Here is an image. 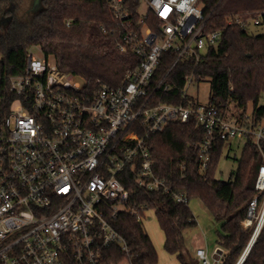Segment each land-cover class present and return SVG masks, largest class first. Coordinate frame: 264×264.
I'll list each match as a JSON object with an SVG mask.
<instances>
[{
  "label": "built area",
  "instance_id": "built-area-1",
  "mask_svg": "<svg viewBox=\"0 0 264 264\" xmlns=\"http://www.w3.org/2000/svg\"><path fill=\"white\" fill-rule=\"evenodd\" d=\"M128 2L108 0L123 24L130 14ZM147 2V12L139 11L141 27L125 31L120 44L122 51L131 49L141 60L119 85L101 84L89 91L80 76L62 70L53 57V62L47 55L37 57L32 47L24 71L9 76L0 72V264H102L112 243L128 251L113 218L121 211L143 210L138 215L143 221L150 210L147 204L129 203L130 191L119 178L128 165L140 186L189 204L185 193L154 171L149 140L170 122L185 123L195 116L206 128L205 139L195 144L200 175L206 173L217 133L227 142L253 137L264 159V121L253 127L250 113L243 124L225 119L216 106L189 94L190 86L199 83L193 74L183 75L181 103L152 102L159 88H173L165 83L173 67L184 58L198 62L219 42L222 31L208 27L201 0ZM150 14L159 21L156 31L146 22ZM261 19L260 11L226 18L247 30ZM169 51L175 60L157 80L156 70ZM178 166L184 170V161ZM255 188L257 195L242 221L245 229H252L248 245L264 227V162ZM196 254L201 264H223L228 250L218 244L212 260L204 248ZM120 264L132 263L125 259Z\"/></svg>",
  "mask_w": 264,
  "mask_h": 264
},
{
  "label": "trees",
  "instance_id": "trees-1",
  "mask_svg": "<svg viewBox=\"0 0 264 264\" xmlns=\"http://www.w3.org/2000/svg\"><path fill=\"white\" fill-rule=\"evenodd\" d=\"M201 1L208 15V27L221 30V38L198 62L181 59L165 79L173 88H159L152 102L181 103L183 75L193 74L199 82H211L209 104L216 106L225 119L246 123L252 103L250 118L255 127L264 121V33H255L256 27L264 26V0ZM25 2L0 0V17L9 21L0 31L3 76L24 71L28 49L33 46L52 56L62 70L80 76L89 91L97 90L101 84L123 83L127 72L138 66V54L131 49L122 51L120 44L125 31L141 27L139 0L127 3V24L114 17L108 0H42L41 8L35 12H29L30 8L19 10ZM248 11L261 12L260 25L247 30L227 23L228 15ZM146 22L157 30L159 21L153 14ZM174 60L175 54L166 52L155 79H161ZM206 134V128L195 116L185 123L170 122L163 131L153 134L149 142L154 171L189 200L203 201L215 220L221 222L218 243L228 250L223 264H237L252 235V229H245L242 221L250 200L257 195L255 184L264 159L253 137H248L236 173L228 181L218 178V164L227 141L217 133L206 173L200 175V151L195 144L203 141ZM262 144L264 147V141ZM181 161L185 163L184 170L178 166ZM119 178L130 191V204H147V209L155 210L165 232V250L176 254L182 264H199L197 256L184 250V230L197 225L189 204L175 201L164 191L140 186L129 165ZM141 214L143 210L136 214L121 211L113 218L112 224L127 241L128 251L119 243H112L103 252L102 264H120L125 259L132 264H158V251L143 221L138 219ZM243 264H264V227Z\"/></svg>",
  "mask_w": 264,
  "mask_h": 264
},
{
  "label": "rangeland",
  "instance_id": "rangeland-1",
  "mask_svg": "<svg viewBox=\"0 0 264 264\" xmlns=\"http://www.w3.org/2000/svg\"><path fill=\"white\" fill-rule=\"evenodd\" d=\"M32 1L33 0H26V2L21 5L19 10H28L31 8L33 5ZM147 8V0H140L139 11L145 14L147 12ZM7 19V17H0V31L8 26L9 21ZM256 32L264 33V26L256 27L255 33ZM31 51H33L37 57H45L44 52L38 46H33ZM50 61L53 62L52 56H50ZM189 94L197 97V99L202 103H208L212 95L211 82L206 80L192 84L189 88ZM252 108V103H249V113H251ZM245 141V137L240 136L234 137L227 142L223 156L221 157L218 164V178L228 181L231 179L233 174L236 173L239 167V159L241 158ZM189 206L197 219V225L184 230V250L190 256L196 257V249L200 246L201 248L206 249L210 259L212 260L214 249L218 245L221 222L215 220L201 199L192 198L189 201ZM148 213L149 217L145 219L144 226L158 251V264H182L176 254H171L165 250V232L160 226L158 217L156 216L154 210L150 209ZM199 264H201V262H199Z\"/></svg>",
  "mask_w": 264,
  "mask_h": 264
},
{
  "label": "water",
  "instance_id": "water-1",
  "mask_svg": "<svg viewBox=\"0 0 264 264\" xmlns=\"http://www.w3.org/2000/svg\"><path fill=\"white\" fill-rule=\"evenodd\" d=\"M33 5L32 7L29 9V12H35L37 10H39L41 8L42 5V0H33ZM254 243H249V245H247V250H245L242 254V256L240 257L239 261L237 262V264H243V262L245 261L247 255L249 254L251 248L253 247Z\"/></svg>",
  "mask_w": 264,
  "mask_h": 264
},
{
  "label": "crops",
  "instance_id": "crops-1",
  "mask_svg": "<svg viewBox=\"0 0 264 264\" xmlns=\"http://www.w3.org/2000/svg\"><path fill=\"white\" fill-rule=\"evenodd\" d=\"M153 210H154V209H153ZM148 211H149V210H148ZM154 212H155V210H154ZM148 214H149V213L147 212V217H145V219L148 218V216H149ZM145 219L143 220L144 225H145V222H144ZM218 244H219V243H218ZM198 248H201V247L199 246ZM198 248H197V249H198ZM197 249H196V250H197ZM195 255L197 256L196 252H195Z\"/></svg>",
  "mask_w": 264,
  "mask_h": 264
}]
</instances>
